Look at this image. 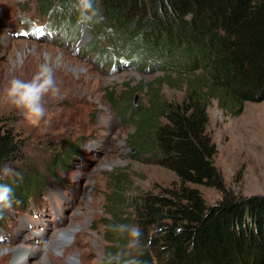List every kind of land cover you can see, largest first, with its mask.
I'll return each mask as SVG.
<instances>
[{
	"label": "trees",
	"instance_id": "16d2710c",
	"mask_svg": "<svg viewBox=\"0 0 264 264\" xmlns=\"http://www.w3.org/2000/svg\"><path fill=\"white\" fill-rule=\"evenodd\" d=\"M35 1L39 18L46 19L39 28L45 34L54 30L76 42L85 27L91 38L80 49L93 60L115 69L126 61L160 71L161 84L184 86L179 103L162 100L154 82L147 108L128 102L118 110L134 124L135 154L155 159L178 185L132 199L130 213L116 193L109 201L115 206L111 221L104 224L110 253L102 263L264 264V196H235L224 189L212 163L216 148L206 111L215 100L237 116L246 102L264 101V0H92L97 15L88 24L77 21L78 0ZM27 22L24 32L33 36L38 27ZM15 155L10 133L0 131V173ZM65 158L56 157L52 166L64 171ZM41 181L35 171L0 177V184L13 189L18 208L27 206ZM196 187L214 188L222 197L208 206ZM121 224L140 228L137 248H128L127 236L115 230Z\"/></svg>",
	"mask_w": 264,
	"mask_h": 264
},
{
	"label": "rangeland",
	"instance_id": "374dc122",
	"mask_svg": "<svg viewBox=\"0 0 264 264\" xmlns=\"http://www.w3.org/2000/svg\"><path fill=\"white\" fill-rule=\"evenodd\" d=\"M27 21L38 27L33 36L24 32ZM45 22L35 0H0V131L10 133L18 151L0 177L35 171L43 180L27 206L3 208L0 264H12L16 250L24 255L22 264H104L110 253L104 224L111 221L115 206L109 201L117 199L116 193L128 202L130 213L132 199L178 185L155 159L135 154L134 124L118 110L128 102L147 108L154 82L166 102L179 103L185 90L176 82L161 84L160 71L126 61L109 68L80 49L91 38L88 29L83 27L74 42L54 30L45 34L39 29ZM41 64L53 69L60 93L45 98L44 118L31 124L5 102L2 91L12 78L30 79ZM206 111L207 133L216 148L212 163L224 189L235 196H264V101L246 102L237 116L215 100ZM60 156L66 157L64 171L52 166ZM196 188L208 206L222 197L214 188ZM62 230L74 235L64 251L55 244Z\"/></svg>",
	"mask_w": 264,
	"mask_h": 264
},
{
	"label": "clouds",
	"instance_id": "9594fccd",
	"mask_svg": "<svg viewBox=\"0 0 264 264\" xmlns=\"http://www.w3.org/2000/svg\"><path fill=\"white\" fill-rule=\"evenodd\" d=\"M92 0H78L77 21L88 24L96 17ZM59 87L54 79L53 69L48 64H41L30 79L12 78L2 91L5 102L17 110L31 124L39 123L45 116V98L58 97ZM13 189L7 184H0V208L12 206ZM115 230L128 238V248H137L141 230L136 225L121 224ZM128 264H135L129 261Z\"/></svg>",
	"mask_w": 264,
	"mask_h": 264
},
{
	"label": "bare ground",
	"instance_id": "6f19581e",
	"mask_svg": "<svg viewBox=\"0 0 264 264\" xmlns=\"http://www.w3.org/2000/svg\"><path fill=\"white\" fill-rule=\"evenodd\" d=\"M73 235V232L72 231H69V230H62L59 232V235H57V239L56 240H59L58 243H55L56 244V249H61L63 247V251L68 248L70 246V239H71V236ZM74 236V235H73ZM55 240V241H56ZM75 258V257H73ZM72 261L70 263H73V261H75V259H71ZM25 261V258H24V255L22 253H19L18 250H16L15 254L13 255V258H12V264H22L24 263Z\"/></svg>",
	"mask_w": 264,
	"mask_h": 264
},
{
	"label": "water",
	"instance_id": "95a60500",
	"mask_svg": "<svg viewBox=\"0 0 264 264\" xmlns=\"http://www.w3.org/2000/svg\"><path fill=\"white\" fill-rule=\"evenodd\" d=\"M134 100H136V97H134ZM134 105H135V102H134Z\"/></svg>",
	"mask_w": 264,
	"mask_h": 264
}]
</instances>
